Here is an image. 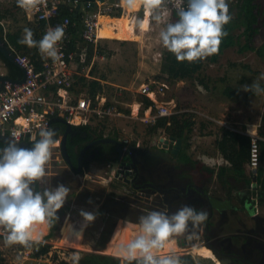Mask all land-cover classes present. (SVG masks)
I'll return each mask as SVG.
<instances>
[{
    "label": "rangeland",
    "instance_id": "obj_1",
    "mask_svg": "<svg viewBox=\"0 0 264 264\" xmlns=\"http://www.w3.org/2000/svg\"><path fill=\"white\" fill-rule=\"evenodd\" d=\"M237 1L226 0L228 5L233 7L234 15L237 14L235 7ZM118 2L122 5L121 13L105 16L101 26L100 36L103 38L100 39V44L103 52L101 54L97 52L93 59L94 64H89L78 76L86 77V73L91 75L92 66L97 65L96 76L103 80L108 99L123 113V116L109 120V126L117 128L121 137L132 144L138 142L152 144L160 135L163 136L160 130L152 133V123L141 121L139 115L135 117L132 113L134 103L143 101L144 96L139 91L142 83L155 81L156 84L165 82L168 86L164 93L158 94V104L168 101L173 113L188 112L196 121L195 129L191 134L189 152L197 162L203 163L204 152L209 151L211 156H215L217 150L214 134H208L201 140L200 128L207 132L217 131L227 122L232 127L240 129L242 132L239 133L243 135H247V131L259 133V124L264 120V90L260 87L261 83H264V0H251L248 6L251 9L249 15L252 20L243 7L245 0H240L239 10L241 7L245 10L248 24L252 28V36L242 35L237 44L226 48L215 60L209 56L196 62H180L175 66L176 73L162 70V56L167 49L163 47L159 33L167 23L176 20L172 16V8L177 5L178 0H164L160 8L151 14H146L141 5L138 9H129L122 4V0ZM184 3L185 0L179 7ZM153 15H161L163 22L158 24L152 18ZM18 20L24 22L22 15L18 16ZM142 22L144 27H141ZM9 23L13 24L14 21L10 20L6 24ZM243 30L244 27L241 26L235 31L238 33ZM247 41L250 45L258 46L261 51L240 48ZM25 50L26 48L21 51L26 53ZM3 64L0 59L1 74L6 72ZM254 84L259 85L260 92L244 89V86ZM227 86L232 87L235 96L232 97L225 92ZM77 88H81V83L77 84ZM150 98L152 101V96ZM233 110H235L234 114H239V121H236ZM141 111L143 112V107ZM240 115L244 119L246 116L250 117L249 129L247 125L243 126ZM202 123L205 124L204 128L200 127ZM56 155L57 149L53 148L51 159L45 165L46 175L39 180V183L44 190H55L61 184L69 188L64 205L57 211L58 230L52 239L44 237L49 229L48 223L34 225L33 231L34 237L42 234V242L50 247L49 254L41 257L32 256L31 249H22L20 244L6 245L5 237L8 232L0 228L2 236L0 262L21 264L27 258H35L36 261L29 264H56L52 258L54 253L72 260L74 255L79 256L86 251L101 255L108 254L112 262L118 257L122 262L123 257L118 254L119 246L126 245L130 241L119 239L117 224L122 221L131 222L135 233H139L140 229L137 223L123 217L124 212L121 208L124 204L120 200L121 195L118 194L133 195L134 191L128 184L115 177V164L108 166L95 161L90 166L83 164L81 172L75 173L65 162L57 160ZM221 163L206 162L205 164L216 168ZM208 187L216 190L218 187L216 178L209 182ZM218 191L224 195V190ZM257 206L259 214L264 216V204ZM82 210L92 213L95 219L84 223ZM250 222L252 224L253 221ZM82 228V236L77 238L75 233ZM188 242L185 234L177 238L170 236L164 243V246L168 247L163 246L154 249L153 252L158 258L163 256L179 258L180 264H216L214 258L208 254L194 252L193 247L187 245ZM101 243L104 245L100 248ZM197 246H206L212 251V248L200 239L197 241Z\"/></svg>",
    "mask_w": 264,
    "mask_h": 264
},
{
    "label": "clouds",
    "instance_id": "obj_2",
    "mask_svg": "<svg viewBox=\"0 0 264 264\" xmlns=\"http://www.w3.org/2000/svg\"><path fill=\"white\" fill-rule=\"evenodd\" d=\"M164 0H122L129 9L137 5L143 6L146 14L159 9ZM17 6L28 11H39L47 0H16ZM183 3L178 0L177 7ZM179 20L167 23L159 33L164 48L173 53L179 62H196L218 54L222 38L227 35L224 25L231 20L226 0H189L187 10L180 8ZM152 18L159 24L161 15ZM141 27H144L143 22ZM24 37L19 42L28 47H38L42 56L54 61L59 59L57 43L62 41L65 33L61 26L49 29L39 41L33 39L31 29H24ZM244 89L260 92L258 84L244 86ZM40 140H34L31 149L17 148L15 144L4 149L0 158V227L7 230L6 245L20 244L30 247L33 242H42V234L33 236L34 225L51 224L58 220L57 211L64 205L69 188L63 184L55 190L45 189L43 193L35 192L30 187L35 181L42 180L46 175L45 165L50 161L52 149L57 141L53 139L55 132L42 129ZM86 222L95 219L92 213L81 211ZM207 220V212L199 214L193 208L184 207L168 218L160 212H150L141 217V234L128 244L119 246V255L128 264L136 260L138 264H180L179 258L170 256L157 257L153 250L164 246L170 236L182 235L192 227L197 228ZM86 226V225H85ZM83 228L76 232L77 238L82 236ZM80 257H72L73 264H79Z\"/></svg>",
    "mask_w": 264,
    "mask_h": 264
},
{
    "label": "trees",
    "instance_id": "obj_3",
    "mask_svg": "<svg viewBox=\"0 0 264 264\" xmlns=\"http://www.w3.org/2000/svg\"><path fill=\"white\" fill-rule=\"evenodd\" d=\"M113 2H118V0H111ZM189 0H185V5L183 8L187 10L186 5H188ZM238 0L235 3V7L237 8V14L234 15L232 13V6H229V15L231 16V20L228 24L224 25V30L227 32V35L222 38L221 44L219 46L218 54L212 55V59L215 60L219 56L221 52H223L226 48L237 44L240 41L242 35H246L247 37L252 36V28L248 24V18L245 14V10H247V15L250 20L252 18L249 14H251V9L248 5H250L251 0H245L243 3V7L239 10ZM140 5L135 6V9H138ZM182 7H173L172 8V16L175 17L176 23L179 20L178 12ZM13 9V10H12ZM20 10L21 8L17 6L16 0H13V4L11 7L2 8L0 2V20L6 19L10 21V17L14 23H9L6 30L4 29L5 24L0 23V35L5 39L6 43L10 46L16 47L18 50H25V54H27L35 63L38 69L42 67L41 62V53L38 50V47H28L25 44L20 43L19 41L24 37V29H31L33 32V39L39 41L41 37H43L44 32L42 30L43 24H39L32 20L27 19V17H23L24 22H20L17 16L14 14L15 10ZM122 11V7L117 8L114 14H120ZM60 16L68 15L72 21L76 22V25L72 28V48L76 50L77 56L79 58H83L82 63L89 64L93 61V57L97 52L100 54L103 52L102 45L100 43L95 44L94 42H89L83 39L82 37V18L81 11L77 8L71 10L69 7L64 6L60 11ZM12 21V20H11ZM7 23V22H5ZM241 26L244 27L242 32H236L237 28ZM258 46L250 45L247 41L245 44L240 46L242 49H258ZM261 51L260 49H258ZM0 59L7 65L10 76L14 78H19L22 75V71L18 65L7 60L2 53L0 52ZM162 70L168 71L170 73L175 72V66L180 62L177 61L175 55L168 50L162 56ZM94 64V63H93ZM96 67L97 65H93L91 68V75H94L92 78H81L78 83H81V90H86L89 94L95 96L98 92L103 91L104 83L101 79L96 76ZM204 82L203 79H201ZM204 84H206L204 82ZM207 86V84H206ZM261 89L264 90V83H261ZM226 93L230 96H235V92L231 86H227ZM143 109L147 107L152 101L143 97ZM111 103V102H110ZM129 112V110L126 109ZM108 122L103 123V120H99L96 125H93L91 122H88L84 125H74V128H81L82 130L87 131V136L82 135V131L78 133L74 137H68L67 139V147L70 154V157L77 166V157L79 155L80 149L87 143L90 138H93V134L96 135L97 138H102L109 136V134H105V129L108 127ZM196 121L192 118V114L188 112H174L169 115L161 116L157 119V122L153 126V131L157 129H163L170 137L176 138V140H181V144L178 149V155L187 160H192V156L189 154V148L191 147V134L194 130V126ZM202 127H205V124H202ZM221 132V137L218 139V148L222 153L223 157L228 161L227 163L220 164L217 168L208 166L201 162L202 171L206 173V177L208 180H212L213 176L216 174V182L218 187L216 190H224L225 194L229 196L230 199H234V204L237 208L241 207H252L257 204H262L264 202V140H259L260 146V165L258 166L256 171L250 170L248 172L247 165L249 164V152H250V136L243 135L239 132H236L230 128L225 126L219 127ZM115 135H117L115 133ZM89 138V139H88ZM88 139V140H86ZM4 143L0 142V158L4 155ZM196 162V161H194ZM34 193L41 192L44 190L41 187L39 181H35L30 186ZM250 207V208H251ZM58 216V215H57ZM59 216L58 220H53L51 224H49L48 232L45 234L46 239H52L56 236V232L58 230ZM2 236L0 235V238ZM6 238V237H5ZM104 244H100L103 246ZM22 249H31L32 256H45L49 254L50 247L48 244L41 242L39 244L33 242L30 247H25L20 245ZM206 254H210V252H203ZM119 256V255H118ZM80 260L79 264H128L127 261L123 259L120 262V259L116 257L114 262L111 261V256L101 255L99 253H95L92 251H86L79 255ZM122 257V256H120ZM56 264H73L72 260L67 258H62L58 253H54L53 257ZM0 264H3L0 262ZM131 264H138V261L133 260ZM218 264H220L218 262Z\"/></svg>",
    "mask_w": 264,
    "mask_h": 264
},
{
    "label": "flooded vegetation",
    "instance_id": "obj_4",
    "mask_svg": "<svg viewBox=\"0 0 264 264\" xmlns=\"http://www.w3.org/2000/svg\"><path fill=\"white\" fill-rule=\"evenodd\" d=\"M74 129L72 137L80 131L83 136L88 134L81 128ZM92 136L93 138L86 139L87 143L80 149L81 153L89 145L82 157L83 164L90 166L95 161L109 166L115 161L118 164L116 145L96 143L99 138L95 134ZM109 137L121 141L117 136ZM174 145L164 140L157 144L142 142L132 145L139 149L135 153L134 167H130L133 175L129 177L132 180L126 182L117 178L128 184L134 193L118 194L122 197L118 199L124 204L121 208L123 217L137 222L140 232L132 230L131 222L122 221L117 224L119 239L131 242L140 235L141 217H147L150 212H160L171 218L182 208L189 207L197 214L207 212V220L203 224L193 228L190 221L185 233L189 241L187 245H191L194 252H210L208 255L214 258L216 264H264V216L259 214L258 204L250 206L251 208H237L234 199H230L225 192L223 195L220 191L209 188L210 180L202 171L201 164L194 158L187 160L180 157V145L176 149ZM122 160L129 162L130 159L123 157ZM250 220L253 221L252 224ZM177 236L179 235H173L174 238ZM199 239L212 248V251L206 246H197Z\"/></svg>",
    "mask_w": 264,
    "mask_h": 264
},
{
    "label": "built area",
    "instance_id": "obj_5",
    "mask_svg": "<svg viewBox=\"0 0 264 264\" xmlns=\"http://www.w3.org/2000/svg\"><path fill=\"white\" fill-rule=\"evenodd\" d=\"M64 6L81 11L82 37L86 41L97 43L101 38L98 32L101 16L115 15L114 12L122 5L110 0H47L46 6L41 5L39 11L23 10L29 20L43 24L44 35L49 29L57 26L63 27L65 35L62 41L57 43L59 59L54 61L41 55L40 69L27 54L13 50L17 62L26 68V78L21 84L13 85L6 81L2 86L0 82V133L7 134L16 141L27 140L34 143L33 138L35 141L40 140L39 132L50 128L55 116L63 117L72 125H84L91 121V117L102 119L123 115L118 107L105 102V96L76 92V73H81L77 65L73 69L78 59L76 50L72 48V28L76 22L68 15H59ZM184 6L182 5V8H185ZM167 87L165 82L142 83L140 93L150 100L152 96L157 103H150L140 112L144 102H139V107L136 112L133 111V115H139L141 121L156 123L159 117L173 113L168 101L158 104V94L164 93ZM247 134L250 136L249 168L256 171L261 163V137L256 132L247 131ZM121 142L124 152L130 150L133 145L122 137ZM137 144L139 145V142ZM57 160L63 161V157L58 156Z\"/></svg>",
    "mask_w": 264,
    "mask_h": 264
},
{
    "label": "crops",
    "instance_id": "obj_6",
    "mask_svg": "<svg viewBox=\"0 0 264 264\" xmlns=\"http://www.w3.org/2000/svg\"><path fill=\"white\" fill-rule=\"evenodd\" d=\"M111 1V0H110ZM0 2H1V7L2 8H8V7H11L12 6V4H13V0H0ZM13 10V9H12ZM15 10V9H14ZM16 16H17V18H18V16L19 15H22V17H27V15L25 14V12L23 11V9L21 8V11L20 10H15V13H14ZM105 16H109V15H105ZM111 17V16H110ZM28 19V18H27ZM10 20H13L12 19V16L10 17ZM5 22H10L9 20H7L6 21V19H4L3 18V20H0V23H2V24H5V27H4V29L6 30V28H7V26H6V23ZM101 37V36H100ZM103 37H101L100 39H102ZM100 39L98 40V42L97 43H100ZM97 43H95V44H97ZM10 46V45H9ZM11 47V49L12 50H14V51H19V52H22V51H20V50H18L16 47H13V46H10ZM96 53H97V51H96ZM77 54V53H76ZM95 56V55H94ZM77 60H76V64H74L73 65V69H74V67H75V65H77V69L79 70V71H81V73L85 70V69H87V66L89 65V64H92L93 63V61L92 62H90L89 64H86V63H82L83 62V58H79L78 56H77ZM93 59H94V57H93ZM3 65H5V68H6V72H4L3 74H6V75H10V71H9V69H8V67H7V65L4 63ZM84 68V69H83ZM80 73V74H81ZM80 74H77L76 73V76H79ZM93 78L94 77V75H90L89 73H86V78ZM80 78H85V76L83 77V76H81V77H78V82H79V80H80ZM97 78H99V77H97ZM100 79V78H99ZM102 80V79H101ZM103 81V80H102ZM78 82H77V84H78ZM79 89L80 88H76V92L78 93V94H82V92H84L83 94H88V95H91V94H89V92H87L86 90H81V91H79ZM97 94H99L100 96H105V102L107 103V104H111V105H115L113 102H111L109 99H108V97H107V95H106V93H105V88H103V91H101V92H98ZM92 96V95H91ZM111 102V103H110ZM170 103V102H169ZM135 104V103H134ZM137 104H138V106H139V102H137ZM116 106V105H115ZM134 106V105H133ZM133 111H134V107H133ZM133 111H132V113H133ZM234 112H235V110H233V114H234ZM235 115V117H236V121H239V114H234ZM121 116H123V115H121ZM56 117V116H55ZM58 117H61V116H58ZM116 117H120V116H107V117H105V118H102L101 120H103V123H106V121L108 122L109 120L111 121V119H114V118H116ZM63 118V117H62ZM99 120L100 119H97V118H93V117H91V123L93 124V125H96L98 122H99ZM240 121H242L243 122V126L245 125H249V124H251V120H250V117L249 116H246V118L244 119V117H242V115H240ZM221 122V121H220ZM221 123H223V122H221ZM108 124V127H106V129H105V134H109V136H117V137H119V138H121V135L119 134V132H118V129L117 128H115V127H111V126H109V124L110 123H107ZM203 124V123H202ZM201 124V125H202ZM155 125V123H152L151 124V126H152V128H153V126ZM260 126H259V135H260V137H261V139H263L264 140V120L262 121V122H260V124H259ZM74 126V125H73ZM222 126H225V127H227V128H230V129H232V130H234V131H236V132H242L240 129H238V128H234V127H232L231 125H229L227 122L225 123V124H222ZM54 127H57V132H56V135H55V137L53 138L55 141H57V145H56V147H54V149H57V155H56V159L58 158V156H60V157H63V162H65L66 164H67V166L69 167V168H71V166L66 162V160H65V158H64V156H63V154H62V148H61V141H62V137H63V134H64V132H65V130H66V128H67V126H66V124H64L63 122H61V121H53V124L51 125V127L50 128H48V129H51L52 130V128H54ZM200 127H202V126H200ZM199 127V128H200ZM250 127L248 126L247 127V129H249ZM194 129H195V126H194ZM157 130H160V132H162L163 133V136L162 135H160L157 139H156V141H154L152 144H157V142H160V141H162V139L163 138H170V136L163 130V129H157ZM202 130V131H201ZM154 131H152V133H153ZM72 133V132H71ZM71 133H69L68 135H67V139H68V137H72L71 136ZM115 133L117 134V135H115ZM211 133H213L214 134V136H215V138H216V148H217V150L215 151L216 152V155L214 156V155H212L211 156V153H209V151H206V152H204L203 153V156H202V161H203V163L205 164L206 162L207 163H212V162H219V163H221L222 162V160H223V162L221 163V164H223V163H227L228 161L223 157V155H222V153L220 152V150H219V148H218V139L221 137V132H220V129H218L217 131L215 130V131H213V130H210V131H206L205 129H202V128H200V137H201V140L205 137H207L208 136V134H211ZM244 133H246V131L244 132ZM83 135V134H82ZM109 136H106V137H109ZM152 137V136H151ZM150 137V138H151ZM180 140V139H179ZM176 141V138H175V140L173 141V140H169V142H172V143H174ZM1 142V141H0ZM2 143H4V142H2ZM32 143V142H31ZM142 143V142H141ZM149 143V142H148ZM150 143H151V140H150ZM34 144V143H33ZM181 144V140H180V143H179V145ZM4 147H3V149H6L7 147H9V145H7V144H5L4 143ZM190 149V148H189ZM69 152V151H68ZM80 153V152H79ZM189 154H190V152H189ZM70 155V154H69ZM191 155V154H190ZM192 156V155H191ZM78 158H79V155H78V157H77V166H78ZM195 161V160H194ZM73 162V161H72ZM117 162L118 161H115V162H112V164H115V166H116V164H117ZM202 163V162H201ZM111 164V165H112ZM207 165V164H206ZM220 165V164H219ZM76 166V165H75ZM76 166V167H77ZM109 166V165H108ZM209 166V165H208ZM218 166V165H217ZM217 166H216V168H217ZM248 167H247V170H248V172L250 171V168H249V164L247 165ZM212 167V166H211ZM72 169V168H71ZM73 170V169H72ZM75 171V170H74ZM81 172V171H80ZM80 172H76L75 171V173H80ZM215 176V177H214ZM213 176V178H212V180H214V178H216V174ZM262 204H264V202L262 203ZM80 221H82V220H80ZM84 223H86V221L84 220L83 221ZM135 223H137V222H135ZM138 224V223H137ZM139 225V224H138ZM48 226H49V223H48ZM0 228H3V227H0Z\"/></svg>",
    "mask_w": 264,
    "mask_h": 264
},
{
    "label": "water",
    "instance_id": "obj_7",
    "mask_svg": "<svg viewBox=\"0 0 264 264\" xmlns=\"http://www.w3.org/2000/svg\"><path fill=\"white\" fill-rule=\"evenodd\" d=\"M0 52L2 53V55L7 60L15 63L16 65H18L20 67L21 71H22V75L19 78H14V77H12L10 75H6V74H1L0 73L1 85L4 86L6 81L11 82L13 85L14 84H21L26 78V68L24 66L20 65L17 62L13 50L6 43L5 39L1 35H0ZM52 121H61V122L66 124L67 128H66V130H65V132L63 134L62 141H61L62 154H63L66 162L71 166V168L73 170H75L76 172H80L82 170V165H83V161H82L83 158L82 157H83V154H84V152L86 151V149H87V147L89 145L86 146L85 148H83V150L81 151V153L79 155V158H78V166L76 167L74 165V163L72 162V159H71V157L69 155L68 147H67V135L69 133L75 131L74 126L71 123H69L66 120H64V118L58 117V116L54 117L52 119ZM57 130H58L57 127L52 128V131L55 132V135H56ZM162 140H164L166 142H169V140H173L174 141L175 138L174 137L163 138ZM0 141L4 142L7 145L15 144V146L17 148L31 149L34 146L33 143H31V142H29L27 140L16 141L13 138H11L9 135L2 134V133H0ZM100 142H108V143H113V144L116 145V149H117V152L119 154L118 155L119 163L116 164L115 177L116 178L119 177V178L123 179L126 182H130L132 179L129 176L133 175L132 170H130V167L131 166L134 167V163H135L134 157H135L136 151L139 150L138 147H131L130 150L124 152L123 148H122V145H121L122 142L120 140L116 139V138H113V137H102V138H99V139L96 140V143H100ZM179 143H180V140H176L174 142L175 149L179 146ZM123 157H129V159H130L129 162L125 161V160H122ZM86 165H89V164H86ZM123 174H125V176ZM196 190H199V189L196 188ZM35 261H36L35 258H27L21 264L34 263Z\"/></svg>",
    "mask_w": 264,
    "mask_h": 264
},
{
    "label": "bare ground",
    "instance_id": "obj_8",
    "mask_svg": "<svg viewBox=\"0 0 264 264\" xmlns=\"http://www.w3.org/2000/svg\"><path fill=\"white\" fill-rule=\"evenodd\" d=\"M104 21H105V14L102 15L101 18H100V27H99V30H98V32H99V36H100L101 26H102V24H103ZM138 107H139L138 104L135 103V104H134V111H135V112L137 111ZM221 263H222V261H221ZM222 264H223V263H222Z\"/></svg>",
    "mask_w": 264,
    "mask_h": 264
}]
</instances>
